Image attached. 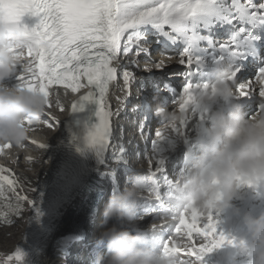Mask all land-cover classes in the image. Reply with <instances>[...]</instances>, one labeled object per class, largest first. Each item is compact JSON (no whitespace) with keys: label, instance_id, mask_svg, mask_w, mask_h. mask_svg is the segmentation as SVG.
I'll use <instances>...</instances> for the list:
<instances>
[{"label":"snow or ice","instance_id":"obj_1","mask_svg":"<svg viewBox=\"0 0 264 264\" xmlns=\"http://www.w3.org/2000/svg\"><path fill=\"white\" fill-rule=\"evenodd\" d=\"M25 15L36 17L37 22L27 26L22 21ZM225 24L230 34L223 39L215 37L214 28ZM0 28L10 41L21 46L27 58V68L18 69L15 75L16 87L42 93L47 108L52 107L55 91V106L61 111L64 105L57 86L65 94L68 90L77 94L68 110H77L87 101L96 102L97 122L89 142L100 147L110 142L113 117L120 115L121 110L126 112L131 85L136 81L129 68L139 63L140 56L148 54L145 32L149 30L153 35L184 44L177 60L184 66L185 78L181 92L185 102L177 105L179 109L185 110L191 90L198 86L190 77L201 70L205 57L214 63H228L236 98L250 97L259 86V98L264 99V0H0ZM170 63L160 58L147 63L144 71L165 69ZM254 63L259 64L255 81L245 82L244 74ZM118 76L123 79L124 95L117 97L120 108L113 112L108 95ZM53 120L58 124V119ZM45 123L53 127L52 123ZM138 126L143 133L144 121L138 120ZM170 130L182 132L183 119L166 130H157L156 139H162ZM11 146L0 145V151ZM38 146L43 149L45 144ZM14 176L10 170L0 168V198L11 213L18 214L24 201L30 207L33 201L17 192ZM172 219L175 227L162 242V251L175 255L178 264H195L196 259L226 239L223 234H216L210 215L204 219L195 210H187ZM13 256L16 261L21 258L18 251Z\"/></svg>","mask_w":264,"mask_h":264},{"label":"clouds","instance_id":"obj_2","mask_svg":"<svg viewBox=\"0 0 264 264\" xmlns=\"http://www.w3.org/2000/svg\"><path fill=\"white\" fill-rule=\"evenodd\" d=\"M26 60L21 46L10 41L0 28V145L18 149L25 147L30 129L42 122L41 116L47 110L45 97L39 91L4 83L17 75L18 69L27 68ZM207 71L209 79L191 90L187 104L208 108L219 96L226 107L208 113L195 159L176 186L170 205L176 214L195 210L207 216L211 210L227 206L240 186L249 184L244 181H264V99L258 102L259 111L245 116L234 100L237 93L229 81L232 70L228 63H213ZM184 102L181 96L171 111L159 105L153 109L154 114H162L165 119L157 130H166L185 118V110L177 107ZM143 195L141 179L134 177L122 191L109 197L99 233L105 252L97 255L95 264H178L175 255L164 253L162 248L154 250L143 232L133 234L125 226L132 223L137 200ZM243 222L249 239L242 243V250L250 257V264H264V214L245 215Z\"/></svg>","mask_w":264,"mask_h":264},{"label":"bare ground","instance_id":"obj_3","mask_svg":"<svg viewBox=\"0 0 264 264\" xmlns=\"http://www.w3.org/2000/svg\"><path fill=\"white\" fill-rule=\"evenodd\" d=\"M30 21L33 25L37 22V18L30 17ZM261 31L264 32V29H261ZM213 34L215 37L223 39L230 34V28L226 24L223 26L217 25L213 30ZM145 40L148 44V54L145 56H140L138 58L139 63L137 65H131L129 68V70L134 73L136 81L131 85L132 95L129 97L127 104L133 105L135 103V95L140 94V92H142V99L146 101L148 100L150 103L148 105L144 103L135 105L129 112L123 113L129 116L137 115L139 112H141L140 115L135 117V125H138V120H142L143 118L142 116L145 112H142V110L151 112V110H153L157 105L163 107L167 111L173 110V108L176 106L174 102L181 96L180 85L185 81L183 75L184 66L177 63L178 53L183 49L184 44L181 41H173L168 37L162 35L159 37L153 35L151 30L145 32ZM261 40H264V35H262ZM160 58H164L171 63L165 69L157 70L155 68H152L148 71H144L145 65L147 63H154ZM213 63L214 62L210 57H205L204 64L201 70L191 74V82L193 84L199 85L209 79L207 69ZM257 66L259 67V64L254 63L249 68V71L244 74L243 79L245 82H247L248 80H252L253 82L255 81V78H250V73H255V70H257ZM139 67H141V69H138ZM180 75L182 76L181 79L179 77ZM4 83L8 86H15L17 83L15 75L9 77ZM158 84L160 88L158 87L159 90L157 91L155 88ZM231 85L232 87H234L233 84ZM174 88H177L176 92L174 91ZM110 89L111 90L109 93H111V99L117 96L122 97L124 95L122 77L118 76L117 80L113 82ZM56 90L59 91L58 88H56ZM255 93H259V86H256ZM59 94L60 99L64 105V110L61 111L55 106L56 92L54 91L51 96L52 107L47 108L46 111V113H50V115L42 114V122L38 126H34L31 128L32 130H30V132L28 133V138L24 141V145L27 148L25 150H29V148L31 149L36 143V139L42 138V140H49L51 138H54L52 155L50 163L48 165V169L46 168L47 170L45 174L36 184V190L34 192L33 198H31V200L33 201V206L30 207L28 205L29 215L27 218V222L23 227L21 234L9 248L10 264L62 263L63 259L61 256L57 255L56 258H52L53 254L51 253V248L54 238L61 224L64 222L67 213L69 212L72 199H74L80 193L97 189L99 187L98 182L100 181L97 178V175L110 174V164L104 163V159L110 153L109 150L111 149V146H109V149H107V144H105L103 147H100L98 145L90 143L89 134L93 127L87 126V124H85L82 120L76 119L73 115L67 113L66 94L60 91ZM238 99L239 98L236 97L234 98L235 101ZM239 100L243 101L244 99ZM239 105L244 115L246 116V106L248 104L246 103L245 107L242 106V103H239ZM225 107L226 102L219 96L216 97L215 101L211 105H209L208 108H200L196 105L188 103L185 107L186 116L183 119V131L173 132L170 130L167 135L163 136V138L160 139L166 144L172 138L178 139L181 137V142H176L178 145L186 148L185 152L187 154V158H184L185 162L182 165V174L188 171L193 160L195 159V153L198 151V146L201 141V131L203 127H205L208 123V113L211 110ZM153 115H155L154 112L153 114H150V118L148 119L149 129L143 132L139 137L134 138L133 141H130L128 143V147L125 148V150H122L124 144L126 143L124 141V137H121L120 140L119 138H117L122 133L116 135V144L115 146H113V148L115 147V150H111V152H113V155L117 154L123 156L125 154L127 158H133L134 160L140 158L144 146L148 145L150 142V136L155 135L157 129L161 128L163 125L159 123L164 119V117L161 116L162 114H159L160 117L158 118L152 117ZM53 118L59 120L57 129H54V127L49 128L45 123V121H47L48 123L52 122L54 125H56ZM119 121L120 118L118 116L113 117V124ZM112 133L109 132V135L113 136L117 134L118 131L116 129H113ZM132 135H128L127 138L131 136L132 139L134 137ZM113 144L114 143H112V145ZM15 149L17 150V153L24 155V158L28 156L31 157L28 152L18 148ZM162 158L160 159V161L162 160ZM160 170H162V166ZM149 174L153 177L158 176V170ZM127 175L130 178L132 174L129 175V173H127ZM181 175L173 178L174 180L169 183H164V181H161L162 184L160 185H163V187L172 189L174 192H176V186ZM111 180H116L115 176L112 175ZM259 183V190L262 191L261 189H263L264 186L262 188L261 181ZM247 187L249 188L251 187V185H247ZM146 200L147 204L154 207V210L152 211V213H144V211L149 212L147 207H145L142 212L144 213L142 215L144 217V220L150 216L156 215V213L162 215L163 213H165L167 217H163L161 220L153 222L154 224H160L162 222L172 220L175 215V211L172 207H170L172 203L171 200H169L165 196L160 195H148ZM168 201L169 204L167 203ZM257 210L258 211L256 214L264 213V198L259 203ZM229 219L225 223L226 229L231 228ZM138 221L139 220L134 221L133 219L132 223H136V226H134V228L140 227L141 229L142 225L138 223ZM157 228L158 227H151V229H147L143 231V233L147 236L150 232ZM246 234L247 233L245 232H241V234L234 242L232 249L240 245ZM163 235L164 231H157L156 233L147 236L152 241L154 250H158V247H155V245L157 244V241L160 239V237H163ZM81 248L84 249L83 247ZM16 251L20 253L21 258L19 261H16L13 256V253H15ZM62 251L64 250L62 249ZM84 252H89L92 255L89 260H96L94 257L95 253L91 251L89 247H86L84 249ZM77 260L84 264H88L90 262L82 261L78 257Z\"/></svg>","mask_w":264,"mask_h":264},{"label":"rangeland","instance_id":"obj_4","mask_svg":"<svg viewBox=\"0 0 264 264\" xmlns=\"http://www.w3.org/2000/svg\"><path fill=\"white\" fill-rule=\"evenodd\" d=\"M22 21L27 26H32L30 17L27 15L22 17ZM138 69H141V67ZM255 73H250V78L254 79ZM179 77L180 79L182 78L181 75ZM183 84L184 82L180 85L181 92ZM174 89L176 92L177 88ZM255 94L247 99H242L243 101H240L239 99L235 101L238 104L242 103L243 107H245L246 103L248 104L246 106V116L257 111L260 98L259 93ZM151 112L153 114L154 111L151 110ZM154 117L158 118L160 116L159 114H155ZM159 123L164 124L165 119L161 120ZM53 127L54 129H57L58 124H53ZM159 140L156 139L155 135L150 136L149 144L144 146L140 158L136 160L133 158H127L125 154L123 156L117 154L113 155V152H111L113 149L109 150L110 153L105 157L104 163L110 164V174L97 175V178L100 180L97 189L80 193L72 199L69 212L54 238L51 248V253L53 254L52 258H56V256L59 255L58 252H60V248H65L71 250L73 255L72 258L77 260V257L79 256L80 258H78L80 260L90 261L88 264H95V260H89L92 255L89 252H84V249L89 247L91 251L95 253V259L98 254H103L105 252L103 242L99 241V233L102 228L101 220L103 209L108 202L109 197L114 193L122 191L134 177H139L141 179V188L145 193V195L138 198L136 203L137 207L135 206L133 216L134 221H141H138V223L142 225V228H134L136 223L126 224L125 226L132 233L143 232L149 229V225H152L154 228L158 227L147 236L156 233L157 231H164L163 237H160L155 245V247H158L157 251H161L162 242L173 233L175 221L172 219L160 224L153 223L161 220L163 217H167L165 213H163V215L156 213V215L150 216L144 220L142 215L146 212L152 213L154 210V207L147 204L146 198L148 195H160L167 197L171 201L173 200L175 192L160 184H162L161 181L169 183L174 180L173 178L182 174V165L185 162L184 158H187V154L185 152L186 148L178 145L176 142H181V137L178 139L172 138L166 144ZM35 141L36 143L31 149L29 148V150H25L27 149L26 147L22 149L23 151L28 152L31 157L28 156L24 158V155L17 153V150L15 149L16 147L14 146L0 151V168L8 169L15 174L14 178L17 180V192L21 196H26L28 199L33 198L37 182L43 177L48 169L54 138L49 140H42V138H39ZM40 144H45V147L43 149L40 148L38 146ZM107 149H109L108 146ZM195 154H197V152ZM161 158L162 160L160 161ZM149 162H152L151 166ZM161 166L162 170H160ZM156 170H158V176L153 177L149 174ZM127 173H129V175L132 174L130 178ZM3 174L7 175L8 173L5 172ZM112 175L115 176L116 180H111ZM261 184L263 188L264 181H261ZM247 185H251V187L248 188ZM259 188V182L256 184H243L238 189L237 195L232 198L227 206L220 210L213 209L208 213L213 221H215L216 234H223L226 239L220 246L212 248L211 251L206 252L202 257L196 259L195 264H250V257H248L242 250V247H240L242 243H246L249 239V233L244 225L243 218L245 215L259 216L264 214H256L258 211V205L264 198V188L261 189L262 191H260ZM7 195L11 196L12 194L8 193ZM5 203V200L0 198V264H4L5 260L10 264L9 248L21 234L29 215L27 201L22 203L18 214L11 213L10 209L5 207ZM167 203L169 204V201ZM145 207H147L149 212L144 211V213H142ZM149 208L152 209L150 210ZM207 216H204V219H206ZM5 217H7V219H5ZM228 219L230 220V229H226L225 227V223ZM241 232L247 233L245 236L247 239L244 237L240 245L232 249L234 242ZM61 257L63 261L60 264L70 263L65 257ZM77 261L79 264H84L79 260Z\"/></svg>","mask_w":264,"mask_h":264}]
</instances>
